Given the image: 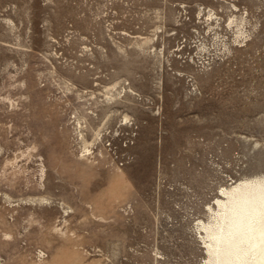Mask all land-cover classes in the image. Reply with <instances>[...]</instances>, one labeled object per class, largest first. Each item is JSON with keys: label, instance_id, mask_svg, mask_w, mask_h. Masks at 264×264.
I'll use <instances>...</instances> for the list:
<instances>
[{"label": "rangeland", "instance_id": "rangeland-1", "mask_svg": "<svg viewBox=\"0 0 264 264\" xmlns=\"http://www.w3.org/2000/svg\"><path fill=\"white\" fill-rule=\"evenodd\" d=\"M259 178L264 0H0V264H206Z\"/></svg>", "mask_w": 264, "mask_h": 264}, {"label": "bare ground", "instance_id": "bare-ground-1", "mask_svg": "<svg viewBox=\"0 0 264 264\" xmlns=\"http://www.w3.org/2000/svg\"><path fill=\"white\" fill-rule=\"evenodd\" d=\"M209 238L206 264H264V178L239 182L221 192Z\"/></svg>", "mask_w": 264, "mask_h": 264}]
</instances>
